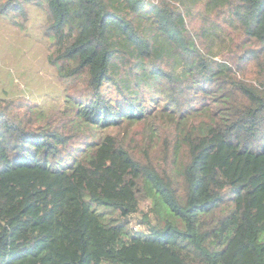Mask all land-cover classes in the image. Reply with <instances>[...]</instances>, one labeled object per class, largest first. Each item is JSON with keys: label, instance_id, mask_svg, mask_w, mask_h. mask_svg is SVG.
<instances>
[{"label": "trees", "instance_id": "16d2710c", "mask_svg": "<svg viewBox=\"0 0 264 264\" xmlns=\"http://www.w3.org/2000/svg\"><path fill=\"white\" fill-rule=\"evenodd\" d=\"M30 6L64 106L0 98V264H264V0Z\"/></svg>", "mask_w": 264, "mask_h": 264}, {"label": "rangeland", "instance_id": "374dc122", "mask_svg": "<svg viewBox=\"0 0 264 264\" xmlns=\"http://www.w3.org/2000/svg\"><path fill=\"white\" fill-rule=\"evenodd\" d=\"M45 19L44 11L33 6L27 19L18 25L0 15V98L27 100L37 111L47 113L63 109L65 86L48 62L52 45L43 31ZM193 24L199 28L201 21L196 19ZM148 203L141 200L140 209L146 211ZM131 227L142 229L136 217Z\"/></svg>", "mask_w": 264, "mask_h": 264}]
</instances>
